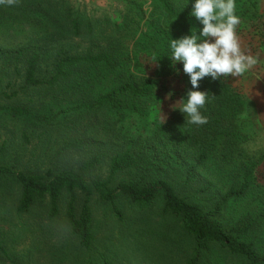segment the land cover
Here are the masks:
<instances>
[{
    "label": "rangeland",
    "instance_id": "rangeland-1",
    "mask_svg": "<svg viewBox=\"0 0 264 264\" xmlns=\"http://www.w3.org/2000/svg\"><path fill=\"white\" fill-rule=\"evenodd\" d=\"M93 19L105 20V39L86 41L78 38H61L52 42L42 59L38 72L40 79H49L54 72L56 51L64 49L82 55L88 49L99 50L106 46L107 37L114 29L109 25L125 18L134 19L131 33L122 31L123 51L129 57L132 72L139 77L161 76L159 60L147 50H139L140 37L152 30L148 21L161 26L164 15L153 0H71ZM181 13L185 0H170ZM256 5L263 17L259 24L250 22V14H243ZM145 12V18L139 8ZM236 13L243 17L237 27L242 50L258 57L259 63L243 76L228 75L227 79L242 96L243 112L236 121L239 135L230 149L218 144L209 160L197 172L195 182L188 183L187 173L194 163L193 149L180 150V135L176 139L170 131L181 113L174 106L181 100L187 85L183 69L167 84V94L157 96L143 108L132 102L125 117L99 110L86 112L79 107L72 88L57 93L48 87L24 86L23 77L13 67L0 69V167L12 172H0V264H186L194 251L193 238L180 222L160 214L162 197L146 211L129 212L125 221L111 216V206L93 198L96 243L88 250L71 235L66 224L68 198L64 197L61 213L49 217V200L38 202L29 212H18L20 186L16 174L45 175L49 171L78 170L79 165L97 153H105L106 161L91 173L81 172L88 180H106L112 156L132 148L138 151L147 144L145 157L151 179L166 177L181 197L205 209L214 207L232 186L240 183L238 170L244 163L256 162V183L244 197L229 201L219 215L232 227L239 222L252 223L253 229L240 236L264 255V45L260 33L264 31V0H236ZM203 26L198 22L192 28ZM257 28V29H256ZM107 30V32H106ZM196 30H192L196 32ZM52 33L44 23L20 17L0 8V48L14 49L33 40L41 41ZM96 45V46H95ZM5 61H1L3 63ZM102 87V86H101ZM102 90L97 88L95 92ZM72 92V93H71ZM181 105L178 103L176 108ZM23 108L21 115L14 109ZM85 138L88 148L69 153L63 150L66 141ZM181 151V152H179ZM130 174L120 175V179ZM78 205L82 194L77 193ZM107 213L108 218H105ZM201 264H247V260L226 248L214 245Z\"/></svg>",
    "mask_w": 264,
    "mask_h": 264
},
{
    "label": "trees",
    "instance_id": "trees-1",
    "mask_svg": "<svg viewBox=\"0 0 264 264\" xmlns=\"http://www.w3.org/2000/svg\"><path fill=\"white\" fill-rule=\"evenodd\" d=\"M153 1H156L163 12L164 24L161 26V22L158 24L155 20L148 21L152 32L145 35L144 39L139 38L138 48L149 51L159 60L161 76L158 78H142L131 71L132 65L130 59L128 64L129 57L123 51L124 42L120 32L126 31L134 36L135 31L130 30V26L136 24V21L127 17L120 23L113 22L114 25H109L114 31L107 37L106 46L99 50L91 48L82 55H74L64 49L57 50L53 75L46 80L40 79L38 72L44 50L49 48L52 42L71 37L93 42L99 41L100 38L105 39V20L91 18L71 0H2L0 8L3 11L42 22L52 33L41 41L33 40L14 49L0 48V69L1 66L7 65L13 67L22 75L26 88L48 87L59 94L63 93L66 87L72 88L80 104L78 109H84L82 115L87 111L105 110L113 112L114 115L119 114L120 118L124 119V111L132 102L143 108L157 96L167 94V84L172 79L171 76H176L183 69L182 63L174 65L170 58L171 39L190 35L191 30L197 29V26L192 28L195 22L201 25L191 16L192 0H185L186 13L179 12L170 0ZM139 12L145 18L146 14L141 7ZM243 14L246 17L250 14V22L247 24L253 26L259 24L263 18L254 4ZM240 18L246 22L243 17ZM260 41L264 45V31L260 33ZM186 77L188 83L185 89L178 92L181 97H186L187 91L192 88L189 76ZM97 88L102 90L95 92ZM199 90L208 93L207 103L201 110L207 116L208 122L195 125L186 122L184 116L170 129L176 139L179 135L181 137L180 150L195 151L194 163L187 173L188 183L197 180L198 169L209 160L217 150L218 144L223 145L225 149L231 148L239 135L236 121L244 110L242 96L225 77L219 80L205 77L200 81ZM14 111L21 115L26 113L23 108H16ZM88 146L87 139L76 138L66 141L63 150L69 153L81 152ZM148 149V145L144 144L138 151H133L130 147L112 156L106 180H88L81 174L97 170L106 161L105 153H97L85 160L77 171L63 169L49 171L45 175L17 173L16 178L20 186L18 212L27 213L38 202L48 199L49 217L55 219L61 213L63 198L67 197V227L79 244L90 250L96 243L92 205L95 195L100 201L111 206V216L120 221H125L129 212L152 209L162 197L163 207L160 214L177 219L195 243L193 255L186 264H201L214 245L244 257L247 264H264V255H261L252 243L240 240V236L248 234L254 224L239 222L229 227L219 216L229 201L244 197L251 191L256 183V162L244 163L238 170L240 183L232 186L215 202L213 208L207 210L181 197L175 185L166 177H149L150 171L146 164L148 158L145 157ZM0 172L12 171L0 167ZM127 173L130 177L119 178ZM78 192L82 194L79 205ZM105 218H108L107 213ZM102 261V264H111L105 259Z\"/></svg>",
    "mask_w": 264,
    "mask_h": 264
},
{
    "label": "clouds",
    "instance_id": "clouds-1",
    "mask_svg": "<svg viewBox=\"0 0 264 264\" xmlns=\"http://www.w3.org/2000/svg\"><path fill=\"white\" fill-rule=\"evenodd\" d=\"M191 16L203 27L170 42V58L174 65L183 64L192 86L178 102L181 106L176 108L177 103L174 108L185 114L186 122L204 125L208 118L201 110L208 93L199 90L200 81L205 77L219 80L229 74L243 76L259 59L241 48L237 34L241 18L236 14V0H192Z\"/></svg>",
    "mask_w": 264,
    "mask_h": 264
}]
</instances>
